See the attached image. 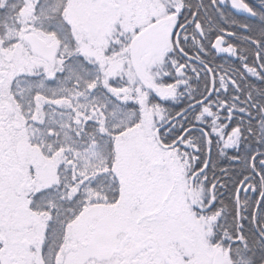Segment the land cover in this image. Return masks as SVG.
<instances>
[{"label":"snow or ice","instance_id":"obj_1","mask_svg":"<svg viewBox=\"0 0 264 264\" xmlns=\"http://www.w3.org/2000/svg\"><path fill=\"white\" fill-rule=\"evenodd\" d=\"M0 264H264V0H0Z\"/></svg>","mask_w":264,"mask_h":264}]
</instances>
